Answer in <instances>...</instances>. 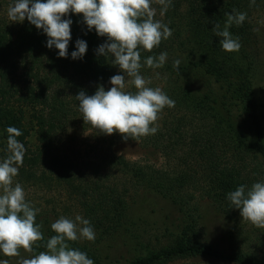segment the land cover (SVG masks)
I'll return each mask as SVG.
<instances>
[{"label":"trees","instance_id":"obj_1","mask_svg":"<svg viewBox=\"0 0 264 264\" xmlns=\"http://www.w3.org/2000/svg\"><path fill=\"white\" fill-rule=\"evenodd\" d=\"M14 3L0 0V81L8 85L0 100V159L9 154L7 128L19 129L17 139L26 151L16 182L66 191L98 234L93 244L77 240L69 246L85 252L94 264H264V229L244 222L228 199L241 185L264 182V0H171L163 15V6L154 0V20L167 25L172 35L152 52L140 50L142 63L167 53L163 67L144 65L141 75L151 80L149 87L161 88L174 100L175 107L159 113L154 135L125 141L119 133L111 138L101 134V153L82 162L63 151L75 141L70 130L76 125L93 129L83 121L75 96L80 91L94 95L100 85L109 90L110 78L123 73L110 54H97L107 38L89 31L82 14L70 16L72 39L68 57L61 58L58 49L47 47L42 30L26 18L22 23L9 19ZM233 10L247 17L242 25L230 27L242 47L229 53L212 28L217 23L223 28L225 13ZM80 39L86 41L87 52L74 60L71 53ZM125 91L136 89L128 85ZM118 141L138 143L143 160L131 162L115 153ZM160 159L164 166L158 167ZM140 191L152 202L151 214L159 201L164 211L156 219L161 218L166 241L150 250L142 247L146 231L138 226L148 219L144 209L136 216L130 213V201ZM204 201L228 221L222 242L208 231ZM31 205L39 209L36 223L44 239L33 253L21 249L20 257H7L0 252V260L18 264L21 257L47 251L48 239L56 235L51 218L59 215ZM244 223L251 227L247 232Z\"/></svg>","mask_w":264,"mask_h":264},{"label":"clouds","instance_id":"obj_2","mask_svg":"<svg viewBox=\"0 0 264 264\" xmlns=\"http://www.w3.org/2000/svg\"><path fill=\"white\" fill-rule=\"evenodd\" d=\"M154 0H15L9 7L8 17L12 22L22 23L25 18L48 37L47 47L59 50L61 58L68 57V47L72 39L71 14L83 16L88 30H95L100 37H106L105 43L97 49V54L112 58V64L118 66L122 75L110 78L112 85L105 90L98 86L94 95L80 91L75 96L79 102V111L85 124L90 125L100 134L119 133L125 141L139 140L141 137L154 135L158 131L156 122L159 113L165 107H175L172 100L159 87L148 85L150 79L141 75L144 65L152 69L164 66L167 53L158 57L148 56L141 62V49L152 52L162 40L172 35L171 29L160 21L154 20L152 8ZM162 5L161 15L171 0H155ZM252 4L255 0H251ZM227 19L221 28L215 24L212 31L221 37L219 43L226 52H239L242 45L239 37L233 38L230 27L240 26L246 20L247 13H225ZM68 17V18H66ZM86 41H76V51L72 59H82L87 52ZM180 61L174 62L179 68ZM128 85L136 91H125ZM7 152L0 159V252L7 257H20V250L33 253L37 242L44 239L41 225L36 223L39 209L26 201V194L15 178L19 167L23 165L26 149L17 139L22 132L12 126L7 128ZM228 199L235 209L240 210L244 221L257 228L264 229V182H256L251 188L239 186L228 193ZM79 222L83 227H79ZM56 235L48 239L47 251L34 254L30 258L21 257L18 264H94L85 252L73 249L69 241L81 237L88 241L95 240V231L89 220L80 216L75 221L60 217L51 224ZM0 264H9L7 259Z\"/></svg>","mask_w":264,"mask_h":264},{"label":"rangeland","instance_id":"obj_3","mask_svg":"<svg viewBox=\"0 0 264 264\" xmlns=\"http://www.w3.org/2000/svg\"><path fill=\"white\" fill-rule=\"evenodd\" d=\"M227 1V0H225ZM157 14V8L152 7ZM262 25H264V18L261 21ZM8 91V85L5 81H0V100L4 98ZM70 137H74L75 141L71 144V142L65 147L63 151L70 158H78L81 162L87 160L89 158H95V153H101V134L98 133L95 129H87L84 130L83 127H79L76 125L73 129L70 130ZM2 128L0 126V139H2ZM113 135V134H112ZM112 135H108L109 138ZM69 138V136H68ZM67 139V138H66ZM66 141V140H65ZM108 145V144H107ZM104 146L106 144L104 143ZM106 148V147H105ZM98 149V150H97ZM96 150V151H95ZM100 150V151H99ZM113 150L118 155L125 157L127 160L131 162H136L139 160H143V151L140 148L139 144L136 142H124L118 141L114 146ZM158 167L164 166V160L160 159L156 161ZM23 187V186H22ZM26 194V201L34 204L35 206H39L40 209L46 210L50 212L52 215L54 213H58V217H66L73 221L77 216L83 218L81 210L76 201L70 200L66 191H63L60 188L48 189L41 185V187H31L26 186L23 187ZM138 194V195H137ZM134 198L130 201L131 209L130 213L133 216H136V212H141L140 210L144 209V219L138 222L139 228L141 231L145 230L146 234L143 236L144 246L147 249H151L153 247L159 246L158 243L165 242L166 239L163 237V232H161V218L156 219L157 216L163 212H161L163 206L161 202L156 203L152 208L156 211L151 214L150 206H152V202L148 204V198L146 196H141L142 191L138 192ZM138 196V197H137ZM148 204V205H147ZM202 214L207 223L208 231L210 235L214 236V239L218 242H222L228 232V221L224 217H222L216 210V208L209 202H202ZM55 211V212H54ZM142 214V212L140 213ZM57 217H52L51 219L58 220ZM245 222V221H244ZM79 227H83L82 224L77 222ZM160 226V227H159ZM245 231H249L251 229L250 225L244 223ZM98 238V234L95 233V239ZM80 244L90 243L93 244L94 241H88L81 237L78 239ZM171 264H224L218 262H212L208 260H181L176 261Z\"/></svg>","mask_w":264,"mask_h":264}]
</instances>
